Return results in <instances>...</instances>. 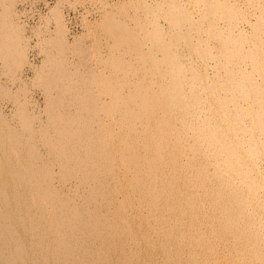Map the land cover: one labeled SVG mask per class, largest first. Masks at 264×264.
Masks as SVG:
<instances>
[{"label":"bare ground","instance_id":"6f19581e","mask_svg":"<svg viewBox=\"0 0 264 264\" xmlns=\"http://www.w3.org/2000/svg\"><path fill=\"white\" fill-rule=\"evenodd\" d=\"M2 75L0 264H264V0H0Z\"/></svg>","mask_w":264,"mask_h":264},{"label":"rangeland","instance_id":"374dc122","mask_svg":"<svg viewBox=\"0 0 264 264\" xmlns=\"http://www.w3.org/2000/svg\"><path fill=\"white\" fill-rule=\"evenodd\" d=\"M53 1V0H52ZM5 79L7 80V77L6 76H0V80H3V82L5 81ZM7 84H8V80H7V82H6ZM32 88V87H31ZM8 104V103H7Z\"/></svg>","mask_w":264,"mask_h":264}]
</instances>
